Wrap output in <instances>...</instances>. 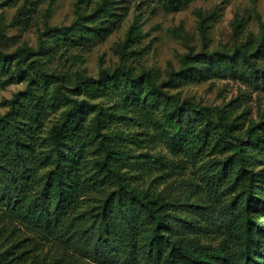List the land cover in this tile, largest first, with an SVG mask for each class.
Masks as SVG:
<instances>
[{
  "label": "trees",
  "instance_id": "trees-1",
  "mask_svg": "<svg viewBox=\"0 0 264 264\" xmlns=\"http://www.w3.org/2000/svg\"><path fill=\"white\" fill-rule=\"evenodd\" d=\"M128 1L75 0L72 21L46 28L41 47L91 48L120 26ZM149 1L173 12L195 0ZM142 37L137 17L121 61L97 76L79 71L73 83L40 59L27 62L28 48L3 51L0 40V84L28 80L0 113V264H264V121L244 127L233 100L212 119L210 107L174 92L215 76L264 92V67L257 62L264 42L189 51L180 69L161 78L158 70L128 62ZM160 112L176 132L162 129ZM128 123L148 136L144 125L152 127L179 161L126 148L122 124ZM204 154H226L201 168L203 176L214 171L213 186L229 195L221 223L212 220L211 202L134 181L152 170L170 180L186 167L185 157ZM107 185L113 188L87 206ZM215 233L222 238L217 245L203 243Z\"/></svg>",
  "mask_w": 264,
  "mask_h": 264
},
{
  "label": "rangeland",
  "instance_id": "rangeland-1",
  "mask_svg": "<svg viewBox=\"0 0 264 264\" xmlns=\"http://www.w3.org/2000/svg\"><path fill=\"white\" fill-rule=\"evenodd\" d=\"M74 4L75 0H0L1 48L9 53L24 47L28 48L31 52L26 57L27 62H36L40 59L50 73L66 75L73 83L79 71L97 76L102 68L115 67L121 61L126 34L137 17L142 23L144 37L137 46L140 48L139 53L133 54L128 62L137 70L142 66L158 70L161 78H166L173 69H180L183 65V57L189 51L233 50L242 43L257 45L264 42V0H195L185 8L173 12L166 11L149 0H129L125 3L129 6L128 14L120 26L105 40L91 48L74 47L56 50L41 47L46 28L69 24L72 21L75 15ZM22 6L24 13L20 15L19 10ZM257 62L264 67V57L257 59ZM27 82L26 79L12 82L7 86L0 84V113H4L8 108L6 100L15 92L24 89ZM59 83L62 81L56 82ZM71 83L69 86L72 85ZM174 90L179 92L182 99L188 97L210 107L209 116L212 119L217 117V108L223 109L233 100L234 114L239 115V121L244 127L252 121H264V92L251 91L240 80L215 76ZM111 99L112 97L102 98L105 103L112 104ZM61 111L50 117L48 126L58 119ZM161 115L162 112L158 114V119L160 118L162 129L170 133L176 132L178 127ZM122 127L126 134L124 145L132 152L166 154L171 159L179 161L178 156H173L166 139L160 138L152 127L144 125V129L148 130L151 136L141 133L143 128L138 124H122ZM132 134L137 135L132 137ZM225 155L204 154L197 158L188 156L185 157L186 167L179 168V175L171 177L170 180H167L169 176L162 179L161 171L152 170L142 178H138V181L135 179L134 181L145 188L166 189V193L173 195L189 192L194 199L211 202L216 207V210L211 212L212 220L219 219L220 222L229 195L224 194L222 188L213 186L216 178L214 171L203 176L201 168L214 156ZM209 167L216 170L211 165ZM211 173L212 176L209 175ZM190 179L194 180L190 181ZM109 188L113 187L107 185L105 190L99 189V194L94 193L87 206L96 202L97 197L100 202V198ZM3 220L5 219L0 211V226L4 224ZM205 222L210 221L205 220ZM219 240L222 238L216 233L202 239L206 245H217ZM44 244L48 248L50 243ZM230 244L232 245V242ZM84 261L86 264H103L93 260Z\"/></svg>",
  "mask_w": 264,
  "mask_h": 264
}]
</instances>
